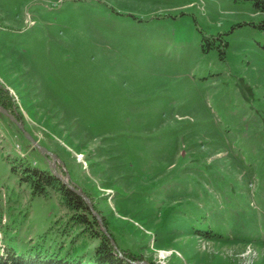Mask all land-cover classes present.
<instances>
[{
    "label": "rangeland",
    "instance_id": "374dc122",
    "mask_svg": "<svg viewBox=\"0 0 264 264\" xmlns=\"http://www.w3.org/2000/svg\"><path fill=\"white\" fill-rule=\"evenodd\" d=\"M0 87L48 150L0 112V252L87 260L98 243L56 192L19 181L23 160L89 193L123 255L264 264V12L250 1L0 0Z\"/></svg>",
    "mask_w": 264,
    "mask_h": 264
},
{
    "label": "trees",
    "instance_id": "16d2710c",
    "mask_svg": "<svg viewBox=\"0 0 264 264\" xmlns=\"http://www.w3.org/2000/svg\"><path fill=\"white\" fill-rule=\"evenodd\" d=\"M250 1L257 11L264 12V0H234ZM10 97L7 91L0 87V105L8 108ZM12 171L18 173L20 182H25L31 189V193L47 195L51 190L56 192L64 206L71 212V220L74 224L81 226L82 232L87 233L98 240L94 247L93 254L87 260L85 257L69 258L60 256L55 252L40 248H30L23 252H17L13 247H7L5 252H0V264H144L138 253L131 252L129 248H119L124 255L120 256L114 249L110 238L100 229L95 214L89 209L85 200L64 184L51 170L39 169L27 162L20 161V164L12 167ZM83 191L87 193L84 189ZM90 195L89 193H87ZM95 209H97L94 203ZM103 217V216H102ZM110 234L114 236V228L107 219L103 217ZM207 236L210 233H205ZM118 244V243H117ZM150 264H157L148 259Z\"/></svg>",
    "mask_w": 264,
    "mask_h": 264
},
{
    "label": "water",
    "instance_id": "95a60500",
    "mask_svg": "<svg viewBox=\"0 0 264 264\" xmlns=\"http://www.w3.org/2000/svg\"><path fill=\"white\" fill-rule=\"evenodd\" d=\"M0 112L3 114H6L10 119H12L18 126V128L20 130H22L24 132V134L26 135V137L35 144V147L40 148L42 151L44 152H48V150H46L44 147H42L41 145H39V143L34 139V137L25 129L24 124L18 120L14 115H12L5 107L0 106ZM50 153V152H49ZM54 174L61 179V181L66 184L68 187H70L73 191H75L78 195H80L85 202L87 203L88 207L90 210L93 211V204L91 202V199L83 192V190L81 188H79L76 184L74 183H70L67 179L63 178L61 176V174H59L55 169H53ZM93 213L97 216V219L99 220L102 229L104 230L105 234L110 238V241L113 245V247L115 248V250H117L119 252L120 256H123V254L119 251V249L117 248L114 239L111 237L109 231L107 230V228L103 225V221L101 219V217L95 213L93 211ZM144 264H149L146 260H142L141 261Z\"/></svg>",
    "mask_w": 264,
    "mask_h": 264
}]
</instances>
